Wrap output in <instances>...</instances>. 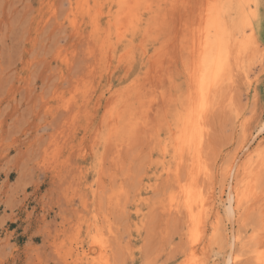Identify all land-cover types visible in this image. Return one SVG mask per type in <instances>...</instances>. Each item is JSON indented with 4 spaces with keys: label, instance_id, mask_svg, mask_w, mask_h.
<instances>
[{
    "label": "rangeland",
    "instance_id": "1",
    "mask_svg": "<svg viewBox=\"0 0 264 264\" xmlns=\"http://www.w3.org/2000/svg\"><path fill=\"white\" fill-rule=\"evenodd\" d=\"M204 2L158 0L134 31L116 0H0V264L264 262V0L249 5L255 43L204 105L209 204L196 225L167 210L192 162L174 147ZM244 172L252 202L228 214Z\"/></svg>",
    "mask_w": 264,
    "mask_h": 264
},
{
    "label": "bare ground",
    "instance_id": "2",
    "mask_svg": "<svg viewBox=\"0 0 264 264\" xmlns=\"http://www.w3.org/2000/svg\"><path fill=\"white\" fill-rule=\"evenodd\" d=\"M82 1H85V0H82ZM251 1L252 0H205L204 3L206 6V12H204L205 11V10H203L204 8L201 11V14L204 13L205 17L203 15V16H201L202 19H200V21L202 22V28H200V30L198 31V34L195 35V38L193 37L194 39H193L192 43L190 44L191 45L190 50H189L190 62L188 64V68H190V69L187 70V72H188V76H187V81H188V90H187L188 91V97L187 98H188V100H187V103H185L187 106L184 110V115H182V117H181L182 122H180L181 127H180V133L179 134H180L181 140H179V143L174 148H175L176 155H178V157L180 156L179 160H181L182 156L184 154H186V155H188V157L190 159H192V162L187 165V171H186L187 178H186L185 184L180 185V183H181L180 179L177 178V175H176L177 180L175 183H177L178 190L175 194H172L169 196V202H168V206H167L168 211L180 212V210H182L184 212L186 222L190 225H196V224L200 223L202 215H203L204 211L206 210V206L209 204V203H206L207 201L205 200V197H203L204 193L202 192L201 185L199 184V179L201 178V176H206V174H207V171H206L203 163L201 162V158L199 155L200 147H201V143H202V139H203L202 135H203L204 126H203V118L202 117H204L203 116L204 105H207L206 103L208 102L209 97L217 98L222 93V91L224 89L223 88L224 84H226L228 82V80L231 78V61H232L233 53L238 52V53L242 54V52H246L247 48L250 49V47H248L247 45L253 46V44L255 43L253 40V37H252V33H251V28H253V27L251 26V28H250V22H249V20L251 21L250 16H252V14H250L252 11L250 12L251 8L249 7ZM100 3L102 5V2H100ZM116 5L119 7L120 13H122V15H123L122 19H126V22L128 21L131 25H133L135 28V29L133 28L134 31L137 30L136 28H138L140 26V24L143 22L144 16L148 15V18L146 20L148 22L150 17L153 14H155L156 12H159V9H160L159 5H158V0H116ZM234 7L239 8V12H240L238 14V19H237L236 23H234L232 18L229 17L230 12ZM87 14L90 15V12L87 11ZM118 16L120 17V15H118ZM198 17H199V15H198ZM116 19L118 20L119 18L117 17ZM96 20H97L96 18H92V24H90V25H96V23H97ZM112 20H114V19H112ZM121 20H119V21H121ZM158 20H160V19H158ZM162 20H163V18H162ZM252 20H253V18H252ZM119 21L115 22L114 24L121 27V25H118V24H120ZM126 22H124V23H126ZM201 22H200V24H201ZM124 23H122V25ZM148 23L150 24V22H148ZM107 24L110 26L109 23H107ZM112 25H113V23H112ZM150 26H148V27H150ZM123 27H124V25H123ZM245 27H248L250 30L249 35L246 37L244 35L245 34L244 33ZM126 29H127V27H126ZM155 30H156V28H155ZM99 31L100 30H98V32ZM252 32H253V29H252ZM110 33H111V30H110ZM122 33H123V31H122ZM154 34L155 33H153V35ZM116 36H118V35H116ZM147 36H148V34H147ZM150 36H152V35H150ZM150 36H148V37H150ZM136 37H138V36H136ZM133 38H131V39L133 40ZM191 40H192V38H191ZM256 47H258V46H256ZM135 94H137V93H135ZM114 96L115 95H113V97ZM210 101H211V99L209 100V102ZM134 102H135V100H134ZM205 111H206V109H205ZM116 118H118V117H116ZM181 118H179V121ZM121 119H122V123H124L123 121H125V120H123L122 117H121ZM132 123H135V122H132ZM136 123H137V121H136ZM180 123H179V125H180ZM113 124H114V121H113ZM116 124L117 123H115V126H116ZM118 127L119 126L117 125L116 128H118ZM126 127H127V124H126ZM128 127H130V126H128ZM135 127H136V125H135ZM136 130H137V127H136ZM112 131L114 133L113 129H112ZM118 133H119V130H118L117 134ZM166 148H167V146H166ZM234 164H232V165L234 166ZM263 165L261 167H263ZM253 166L254 165H252V167ZM256 166H255V168H256ZM243 167H245V169H247L248 166L245 165ZM228 170L229 169H227L226 171H228ZM230 171L228 172L229 174H230ZM242 172L243 171H241V173ZM241 173L238 172V174H241ZM251 173L252 172H247V173L244 172L243 178H244L245 183H243L244 184L243 190H237L236 189L237 187H234L235 190H237V191L230 192L228 197L226 196L228 199V201H227L228 207L226 210L228 214L231 213L230 209H231V207L232 208L234 207V204L236 205V204L242 203V199L245 198L246 195L248 196V198L251 196L250 193L253 191L251 183L254 180V179L251 180V178H252V176H250ZM253 174H255V173H253ZM226 175H227V173H226ZM243 178L241 177V180ZM203 179H204V177H203ZM239 179H240V177H239ZM182 181H184V180H182ZM238 184H236V185H238ZM250 186L252 189L250 188ZM231 191H232V189H231ZM233 191H234V189H233ZM227 194H228V192H227ZM250 199H252V197ZM250 199H247V201L248 200L251 201ZM244 201H246V200H244ZM246 202H244V203H246ZM244 203H242V206ZM210 204H213V202ZM213 205H212V208H213ZM208 208H210V206ZM234 208H236V206ZM234 208H233V212H235ZM212 212H213V210H212ZM206 216H208V215H206ZM218 216H220V214ZM214 220H211V221H214ZM202 221H203V219H202ZM216 223H217V221H216ZM212 227L213 226H211V228ZM192 228H194V226H192ZM212 229H214V228H212ZM212 229H210V230H212ZM197 230H200V229H197ZM214 231H213V233H214ZM193 232H195V231H193ZM195 235H196V233H195ZM191 236H194V235H191ZM192 244L196 245V243L194 242V239L189 244V245H191L189 248L190 249L189 252L192 253L191 255H193V257H194L195 251H193V250L195 247H193ZM189 252H188V254H189ZM187 258H188V256H187ZM230 260H231V258H229V260L227 262H229ZM256 263L257 264H264V262H261V261L259 262V260Z\"/></svg>",
    "mask_w": 264,
    "mask_h": 264
}]
</instances>
